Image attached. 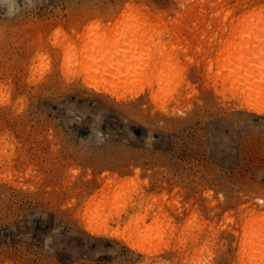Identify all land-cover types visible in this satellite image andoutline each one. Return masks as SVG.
<instances>
[{"label":"rangeland","instance_id":"obj_1","mask_svg":"<svg viewBox=\"0 0 264 264\" xmlns=\"http://www.w3.org/2000/svg\"><path fill=\"white\" fill-rule=\"evenodd\" d=\"M256 50L264 0H0V264H264Z\"/></svg>","mask_w":264,"mask_h":264},{"label":"bare ground","instance_id":"obj_2","mask_svg":"<svg viewBox=\"0 0 264 264\" xmlns=\"http://www.w3.org/2000/svg\"><path fill=\"white\" fill-rule=\"evenodd\" d=\"M262 52V50H256L251 53L247 52L244 53L241 58H232L229 59L227 62H222V64L220 65V74L231 82L241 83L239 89L243 95H250L251 93H254V87L257 84L254 80L260 78L263 73L262 69L264 67V58L261 57V55L264 52ZM218 53L219 57H217L221 58L220 56L223 55V52L220 51ZM255 56H259L260 58H258L257 60ZM217 63L220 64V62ZM261 90L258 93H260ZM262 99H264V96L262 97Z\"/></svg>","mask_w":264,"mask_h":264}]
</instances>
